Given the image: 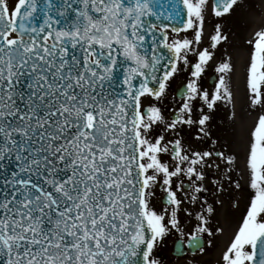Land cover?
Segmentation results:
<instances>
[{"label": "snow or ice", "instance_id": "6c2138e0", "mask_svg": "<svg viewBox=\"0 0 264 264\" xmlns=\"http://www.w3.org/2000/svg\"><path fill=\"white\" fill-rule=\"evenodd\" d=\"M238 7L0 0V264H163L174 232L204 252L214 205L245 190L220 264H264V23L247 41L259 115L244 183L218 136L220 105L234 101L232 59L217 61L229 39L220 23L204 46L206 17Z\"/></svg>", "mask_w": 264, "mask_h": 264}, {"label": "rangeland", "instance_id": "374dc122", "mask_svg": "<svg viewBox=\"0 0 264 264\" xmlns=\"http://www.w3.org/2000/svg\"><path fill=\"white\" fill-rule=\"evenodd\" d=\"M250 1L245 0L240 7L235 9V12L227 15L224 18L215 17L209 15L206 17L205 23V37L204 46H207L209 34H214V27L217 23H220L229 36V39L222 42V48L218 46L217 61L226 60L231 57L234 64V71L229 74L228 80L230 87L233 91L234 101L233 103H222L220 110L224 109L225 114L228 116L225 120L219 123V116L217 115V125L219 126L221 133H218L219 138L223 137L222 150L226 154H235L237 156V162L235 167L234 176L237 179H241L239 173L244 169L246 146L248 140V128L245 134V126H247V119L243 118L239 121H235L233 118V107L237 104V94L247 93L246 91V67L244 65L246 58L249 56L250 46L247 41L252 38L254 31L258 30L262 23H264V9L262 7H245ZM240 16L238 15L239 11ZM245 14H248L244 17ZM179 84V81L176 82ZM205 85L208 86L207 76L205 77ZM238 92V93H237ZM220 110L218 114L220 113ZM232 110V111H231ZM248 127V126H247ZM238 144L239 147H238ZM247 179L246 174L241 179V183H244ZM207 195V194H206ZM248 193L244 192H228L222 199V205H214L217 211L210 218V226L213 229L214 235L209 236L204 233L202 236L205 238V251H198L194 255H185L184 257H174L171 254L172 245L178 238L187 239L190 236H180L179 233H173L167 239L165 245L160 249L159 255L163 264H220L221 253L228 244L230 238L226 237V233H232L238 227L240 219L243 215L244 208L247 203ZM236 200H239V206L233 207ZM210 202L211 199H210ZM195 209V206H192ZM197 221L195 217H189L182 221V227L185 233H191L194 225ZM216 228H223V232H217ZM208 240H212L213 243L209 245Z\"/></svg>", "mask_w": 264, "mask_h": 264}, {"label": "bare ground", "instance_id": "6f19581e", "mask_svg": "<svg viewBox=\"0 0 264 264\" xmlns=\"http://www.w3.org/2000/svg\"><path fill=\"white\" fill-rule=\"evenodd\" d=\"M247 62H248V58H246L245 60V67H247ZM237 104H235V106L233 107V112H235V116H233V118L235 119V121H239L240 119H247V126H245V134L248 131V128L251 129L252 126L254 125L257 116L259 115V112L257 110H254L253 108H251L249 106V101H248V95L247 93H241V94H237ZM232 111V110H231ZM232 233H226V237H231Z\"/></svg>", "mask_w": 264, "mask_h": 264}, {"label": "flooded vegetation", "instance_id": "af4514ba", "mask_svg": "<svg viewBox=\"0 0 264 264\" xmlns=\"http://www.w3.org/2000/svg\"><path fill=\"white\" fill-rule=\"evenodd\" d=\"M248 1H250V3L246 4L245 7H262V9H264V0H248ZM243 2H245V0H240V6H241V4ZM240 12H241V9H240V11L238 13L239 16H240ZM247 15L248 14H245L244 17L247 16ZM209 73L210 74H209V76L207 78L208 82L210 81V79H216V75L217 74H215V73H213L211 71ZM225 111L226 110L221 109L220 110V113L218 114L219 120H220V122H219L220 124H221V121L222 120H225L226 121V118H228V116L225 114ZM219 132L221 133L222 131H220V129H219ZM219 141H220V145L224 146V144H223V137H220L219 138ZM239 145L240 144H238V147H239Z\"/></svg>", "mask_w": 264, "mask_h": 264}, {"label": "water", "instance_id": "95a60500", "mask_svg": "<svg viewBox=\"0 0 264 264\" xmlns=\"http://www.w3.org/2000/svg\"><path fill=\"white\" fill-rule=\"evenodd\" d=\"M189 240V239H188ZM188 240L186 242V247L188 248V251L191 253H195L198 249L190 247L188 244ZM178 241H180V243H177ZM201 243L204 245V241L203 239H201ZM186 250L184 249V243L182 240H177L174 244V249H173V254L175 256H181L183 254H185Z\"/></svg>", "mask_w": 264, "mask_h": 264}]
</instances>
